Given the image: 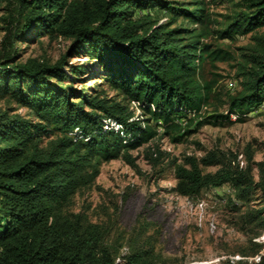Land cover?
Wrapping results in <instances>:
<instances>
[{
    "label": "trees",
    "instance_id": "16d2710c",
    "mask_svg": "<svg viewBox=\"0 0 264 264\" xmlns=\"http://www.w3.org/2000/svg\"><path fill=\"white\" fill-rule=\"evenodd\" d=\"M2 3L10 7L0 42V100L10 95L4 100L30 111L20 114L0 108V264H145L147 250L117 256L106 240L104 225L80 214H63L61 207L86 178L95 176L96 172L84 173L94 157L106 156L111 147L115 151L139 147L147 141L150 128L130 121L126 107L118 102L75 96L72 85L66 83L65 56L52 64L36 58L19 60L18 43H24L22 39L34 29L35 36L48 31L71 39V50L88 47L89 56L110 73L107 80L113 88L167 125L180 115H195L201 88L193 76L195 54L183 48L177 30L152 22L153 10L179 14L180 8L161 0ZM242 4L245 8L234 15V27L246 33L263 26L264 0H242ZM196 13L187 14L196 18ZM245 74L243 88L230 98V112L243 114L264 102V48L249 56ZM106 120L120 130L104 127ZM187 124L196 129L202 121L189 118ZM173 126L191 133L180 124ZM73 128L81 138L68 136ZM123 157L132 163L128 152ZM210 159L213 156L202 161ZM190 165H179L175 171L176 189L183 194L226 182L242 195L253 189L247 171L225 169L202 175L195 161ZM261 173L256 186L264 198V168ZM258 213L264 228V208ZM256 264H264V256Z\"/></svg>",
    "mask_w": 264,
    "mask_h": 264
},
{
    "label": "rangeland",
    "instance_id": "374dc122",
    "mask_svg": "<svg viewBox=\"0 0 264 264\" xmlns=\"http://www.w3.org/2000/svg\"><path fill=\"white\" fill-rule=\"evenodd\" d=\"M161 1L180 8L179 14L153 10L152 22L177 30L180 44L195 54L193 76L201 86L196 116L180 115L167 125L113 88L107 80L110 73L89 56L88 47L71 50V39L48 31L35 36L34 29L22 39L24 43H18L19 60L36 58L52 64L65 56L66 83L72 85L75 96L118 102L126 107L130 121L150 128L147 141L139 147L119 151L111 147L106 156L94 157L84 173L96 172L95 176L86 178L63 202L62 213L80 214L104 225L106 240L117 256L147 250L145 264H256L264 256V228L258 213L264 208V198L256 186L264 168V102L243 114L233 113L230 98L243 88L249 56L264 48V25L246 33L234 27V15L245 8L242 0ZM7 7L0 4V42ZM193 11L196 18L187 14ZM79 67L82 71H77ZM4 99L0 108L29 113L27 106ZM189 118H200L202 124L195 129L187 124ZM104 124L114 132L120 130L113 121ZM175 124L191 133L174 128ZM68 136L81 138L77 128ZM125 152L132 163L124 159ZM208 156L214 159L204 163ZM191 160L202 175L225 169L247 171L253 189L242 195L226 182L183 194L176 189L175 171L179 165L190 168Z\"/></svg>",
    "mask_w": 264,
    "mask_h": 264
}]
</instances>
